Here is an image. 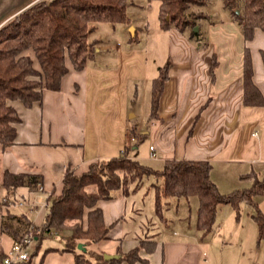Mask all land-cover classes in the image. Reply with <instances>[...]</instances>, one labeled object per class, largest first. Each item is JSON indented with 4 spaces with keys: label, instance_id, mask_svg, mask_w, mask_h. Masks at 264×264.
<instances>
[{
    "label": "crops",
    "instance_id": "obj_1",
    "mask_svg": "<svg viewBox=\"0 0 264 264\" xmlns=\"http://www.w3.org/2000/svg\"><path fill=\"white\" fill-rule=\"evenodd\" d=\"M38 1L0 0V28ZM207 21L205 27L197 22L198 35L193 37L189 30H163L167 56L157 66L151 86L159 68L168 61L167 80L157 115L147 120L140 134L149 138L148 151L149 146L154 147L161 167L166 159L209 161L212 182L220 193H228L251 185V180L241 179V175L255 172L264 176V106L242 102L244 47L250 52L252 82L264 98V35L255 30L253 39L245 43L230 15L219 23L210 16ZM106 29L115 40L107 39L108 35L91 39L98 41L94 59L81 71H75L66 60L67 73L58 91L44 90L41 102L30 108L13 103L20 123L15 126L14 143L5 150L0 146V181L5 171L39 176L41 191L36 186L19 187L23 188L22 201L17 200V189L9 195L14 204L7 209L12 213L10 206H25L14 214L26 215L35 227L43 221V204L50 202L51 194L59 195L67 168L79 175L90 163L117 157L124 151L140 162L149 160L150 154L132 144L138 127L130 119L133 116L128 117L135 105L137 83L145 77V58L135 47L141 28L131 19L129 26L108 24ZM147 194L141 187L128 197L97 203L103 223L109 227L107 239L101 242L110 250L101 253L116 255L117 247L126 253L140 241L149 240L154 242L153 252L141 249L138 253L147 264H205L202 246L208 237L202 241L199 238L196 212L193 221L164 215L161 221L154 209L148 214L144 211ZM41 199L44 203L39 209ZM180 202L176 201V209ZM254 204L264 214V196L255 197ZM224 210L231 216V211ZM243 226L237 225L235 230L240 245L246 249L255 239L253 251L259 256L257 228L254 232L250 227L247 234Z\"/></svg>",
    "mask_w": 264,
    "mask_h": 264
},
{
    "label": "trees",
    "instance_id": "obj_2",
    "mask_svg": "<svg viewBox=\"0 0 264 264\" xmlns=\"http://www.w3.org/2000/svg\"><path fill=\"white\" fill-rule=\"evenodd\" d=\"M152 1L158 2L161 30L174 28L181 33L189 30L193 37L198 35L193 32L197 22L209 19L199 10L209 0H41L4 24L0 28L1 149L14 143L15 126L20 123L13 103L30 108L41 102L44 90L58 91L62 77L67 73L66 60L75 71H81L94 59L98 41L90 37L98 24L129 26L127 7ZM222 4L238 25L245 43L253 39L255 30L264 35V0H222ZM168 68L167 61L152 80L148 120L157 115ZM242 84L243 104L264 106V98L252 82V63L247 47L243 51ZM211 168L209 161L166 159L160 169H153L130 158L126 151L117 157L90 163L79 175L67 168L59 195L49 196L51 200L43 221L37 227L26 215L18 216L7 209L9 204H14L9 195L19 187H34L41 183L39 176L5 171L0 181V188L5 193L0 195V215L5 211L1 227L13 241L28 233L36 243L51 233L62 234L64 248L61 251L72 253L74 264H147L138 253L141 249L153 252L154 242L149 240L140 241L126 253L117 247L118 258L110 260L89 247L106 240L109 230L97 203L128 197L141 189L146 178L153 177L159 182L153 185L154 212L161 221H164V200L196 197V229L202 241L216 228L220 206H230L238 217L240 206L246 205L253 210L250 218L257 228V242L264 241V214L254 204L255 197L264 196V176L259 178L255 172L241 175V179L251 180L249 187L220 193L210 178Z\"/></svg>",
    "mask_w": 264,
    "mask_h": 264
},
{
    "label": "rangeland",
    "instance_id": "obj_3",
    "mask_svg": "<svg viewBox=\"0 0 264 264\" xmlns=\"http://www.w3.org/2000/svg\"><path fill=\"white\" fill-rule=\"evenodd\" d=\"M139 4L140 5L134 6L129 5L127 7V15L130 18V21L132 19L135 24L141 28V30L139 29L137 31L139 44L135 47L142 51L143 58H145L144 62L146 64V70L144 79L139 80L137 83L135 105L128 113V117L132 115L133 117H130V119L132 118V122L138 127L136 129L138 133L137 138L134 142H132V144L136 145V148L140 151L149 155V138L142 136L140 133L146 128V123L149 117L151 79L155 76V71L158 68L157 66L162 64L167 56V36L166 32L161 30L159 26L158 2L152 1L149 4L140 2ZM199 10L208 14L211 19L216 20L214 21L216 23H219V20H225L229 17L228 11L223 8L222 0H209V2L204 7L199 8ZM198 22H200L202 27H205L208 24V21L204 19ZM231 23L237 29V33L241 35L236 22L231 20ZM107 26L108 24H98V28L92 34L90 39H104V36L106 35L109 37V33L106 29ZM108 37L107 39L115 40ZM129 98H131V93H129ZM147 158L149 159L147 162L141 161V163L147 164L153 169L161 168V160L159 158H152L151 156H148ZM261 177L262 176L259 178ZM155 184L157 185L159 182H157L153 177L146 178L143 182L142 187L148 192V194L145 196L142 205L147 214L154 209L153 185ZM22 189L23 188H18L17 200L22 199L20 197ZM236 189H238V187ZM2 192L3 191L0 189V193ZM41 200L43 202H41V204H37L39 209L44 203V200ZM180 201L178 209H176V200H164L163 215L168 219H172L174 216H184L187 221H193L198 207L197 198L191 197L188 201L184 199ZM24 207L25 206L21 207V205L16 203V205L10 206V211L12 213H18L21 209L26 208ZM224 209L231 211V216H226V210ZM252 211L253 210L250 207L241 205L238 217H236L234 210L230 206L222 205L219 207L217 211L216 224H218L219 221H221L222 224L213 230L202 246V250L204 252L202 259L206 262L205 264H264V241L259 242V256H256L253 251L255 248V239H253L251 246L249 245V247L244 249L243 246L240 245L235 231L237 225H244L243 231H246L247 234L249 233L250 227L255 232L256 225L250 218ZM3 212L4 214L0 215V246L3 251H7L13 239L1 227V223L5 219V211ZM18 238L14 240H17ZM63 248V235L59 233H51L43 238L40 243H36L35 240H32L27 248L28 254L30 255L29 261L22 264H74L73 254L70 252H62L61 250ZM89 249L98 253L103 250H110V248L102 242L90 246ZM243 250H245V256L241 258ZM251 251L252 255L249 254Z\"/></svg>",
    "mask_w": 264,
    "mask_h": 264
},
{
    "label": "built area",
    "instance_id": "obj_4",
    "mask_svg": "<svg viewBox=\"0 0 264 264\" xmlns=\"http://www.w3.org/2000/svg\"><path fill=\"white\" fill-rule=\"evenodd\" d=\"M149 152L152 158L158 157L153 146H149ZM36 188L38 191H41L42 189L39 183L36 184ZM43 207L47 209L48 203H44ZM32 240L31 234L28 233L17 240L12 241L7 251H0V264H22L27 262L30 257L27 248Z\"/></svg>",
    "mask_w": 264,
    "mask_h": 264
},
{
    "label": "water",
    "instance_id": "obj_5",
    "mask_svg": "<svg viewBox=\"0 0 264 264\" xmlns=\"http://www.w3.org/2000/svg\"><path fill=\"white\" fill-rule=\"evenodd\" d=\"M132 30H133V28L130 27V31H131V32H132ZM193 32H195V33L198 32V27L195 26V27L193 28ZM80 247H81V246L78 245V249H80ZM103 257H104L105 260H110V259L117 258L118 256H117V255H104Z\"/></svg>",
    "mask_w": 264,
    "mask_h": 264
}]
</instances>
